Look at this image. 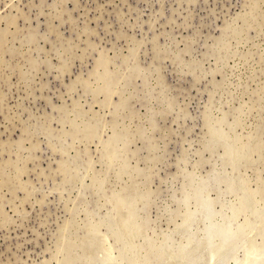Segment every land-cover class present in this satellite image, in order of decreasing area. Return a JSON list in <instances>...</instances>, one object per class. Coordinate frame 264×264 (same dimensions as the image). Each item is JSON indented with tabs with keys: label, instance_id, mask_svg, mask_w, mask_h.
<instances>
[{
	"label": "rangeland",
	"instance_id": "rangeland-1",
	"mask_svg": "<svg viewBox=\"0 0 264 264\" xmlns=\"http://www.w3.org/2000/svg\"><path fill=\"white\" fill-rule=\"evenodd\" d=\"M263 253L264 0H0V264Z\"/></svg>",
	"mask_w": 264,
	"mask_h": 264
},
{
	"label": "bare ground",
	"instance_id": "bare-ground-1",
	"mask_svg": "<svg viewBox=\"0 0 264 264\" xmlns=\"http://www.w3.org/2000/svg\"><path fill=\"white\" fill-rule=\"evenodd\" d=\"M232 203H233V202H232ZM230 205H232V204H230ZM218 212H219V211H218ZM261 212H262V211H261ZM261 212H260V213H261ZM244 221H245V220H244ZM255 221H256V220H255ZM233 239H234V238H233ZM228 245H229V244H228ZM260 246H261V245H260ZM252 247H253V246H252ZM248 248H249V247H248ZM256 248H257V247H256ZM260 248H261V247H260ZM262 248H263V247H262ZM225 249H226V248H225ZM249 250H251V249H249ZM220 251H221V250H220ZM227 252H228V250H227ZM257 252H258V251H257ZM262 252H263V251H262ZM251 253H252V252H251ZM259 253H261L260 250H259ZM249 254H250V253H249ZM249 254H248V255H249ZM255 254H256V253H255ZM261 254H262V253H261ZM263 254H264V253H263ZM215 255H216V254H215ZM215 255H214V256H215ZM253 255H254V254H253ZM258 255H260V254H258ZM252 257H253V256H252ZM252 257H251V258H252ZM221 258H222V257H221ZM262 258H263V257H262ZM209 260H210V259H209ZM235 261H236V260H235ZM239 261H240V260H239ZM212 262H213V261H212ZM212 262H211V264H212ZM236 263H237V262H236ZM250 263H251V262H250ZM255 264H257V263H255Z\"/></svg>",
	"mask_w": 264,
	"mask_h": 264
}]
</instances>
